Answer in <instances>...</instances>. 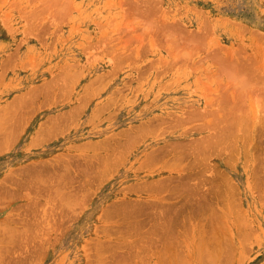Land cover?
Returning <instances> with one entry per match:
<instances>
[{
    "label": "rangeland",
    "instance_id": "1",
    "mask_svg": "<svg viewBox=\"0 0 264 264\" xmlns=\"http://www.w3.org/2000/svg\"><path fill=\"white\" fill-rule=\"evenodd\" d=\"M263 83L264 0H0V264H264Z\"/></svg>",
    "mask_w": 264,
    "mask_h": 264
},
{
    "label": "crops",
    "instance_id": "2",
    "mask_svg": "<svg viewBox=\"0 0 264 264\" xmlns=\"http://www.w3.org/2000/svg\"><path fill=\"white\" fill-rule=\"evenodd\" d=\"M164 181L166 182V183H168V184H165L164 183ZM154 183V184H153ZM166 185V186H165ZM148 186L151 188H153V189H158V190H162V191H166V189L169 191L170 190V188H171V190L170 191H172V189H173V191L175 190V187H171V178L170 177H167V178H161V179H159V180H157V181H151V182H149V184H148ZM168 186V187H167ZM170 187V188H169ZM169 191V192H170ZM170 192V193H174V192ZM160 201H162V200H159V199H156L155 197L154 198H151V199H149V200H146V201H136V204H137V208L138 209H141V210H148V209H151V208H153L154 207V204H156L157 202H160ZM126 202H128V201H126Z\"/></svg>",
    "mask_w": 264,
    "mask_h": 264
},
{
    "label": "bare ground",
    "instance_id": "3",
    "mask_svg": "<svg viewBox=\"0 0 264 264\" xmlns=\"http://www.w3.org/2000/svg\"><path fill=\"white\" fill-rule=\"evenodd\" d=\"M223 66H224V65H223ZM226 69H227V68H226ZM245 71H246V70H245ZM253 72H254V71H253ZM240 73H241V72H240ZM238 75H239V74H238ZM73 76H74V75H73ZM73 76H72V77H73ZM252 76H253V75H252ZM234 78H235V77H234ZM247 78H248V77H247ZM249 78H250V77H249ZM257 80H258V79H257ZM69 81H70V80H69ZM95 81H96V80H95ZM246 81H247V80H246ZM246 81H245V82H246ZM259 81H260V80H259ZM263 84H264V83H263ZM241 87H242V86H241ZM256 88H257V87H256ZM248 89H249V88H248ZM29 90H30V89H29ZM261 90H262V89H261ZM255 91H256V90H255ZM22 99H23V98H22ZM20 105H21V104H20ZM226 113H227V112H226ZM226 116H227V115H226ZM92 118H93V117H92ZM237 119H238V118H237ZM258 119H259V118H258ZM262 119H263V118H262ZM263 120H264V119H263ZM236 121H237V120H236ZM255 121H256V120H255ZM256 122H257V121H256ZM261 122H262V121H261ZM236 123H237V122H236ZM240 123H241V122H240ZM233 125H234V124H233ZM236 125H237V124H236ZM230 126H231V125H230ZM240 126H241V125H240ZM234 129H235V128H234ZM225 130H226V129H225ZM235 130H236V129H235ZM229 132H230V131H229ZM212 133H213V132H212ZM231 133H232V132H231ZM242 136H243V135H242ZM244 136H245V135H244ZM250 136H251V135H250ZM140 137H141V136H140ZM211 138H212V137H211ZM32 139H33V138H32ZM250 140H251V138H250ZM85 144H86V143H85ZM97 144H98V143H97ZM89 146H90V145H89ZM93 146H94V145H93ZM78 148H79V147H78ZM81 149H82V148H81ZM195 152H196V151H195ZM98 159H99V158H98ZM104 160H105V159H104ZM100 162H101V161H100ZM121 163H122V162H121ZM109 168H110V167H109ZM105 169H106V168H105ZM39 171H40V170H39ZM217 176H218V175H217ZM220 176H224V175H220ZM226 177H227V175H226ZM101 179H102V178H101ZM223 179H224V178H223ZM226 179H227V178H226ZM226 179H225V180H226ZM41 180H42V179H41ZM218 180H219V178H218ZM101 181H102V180H101ZM229 181H230V180H229ZM166 182H167V181H166ZM166 182L164 181L165 184H168V183H169V182H168V183H166ZM213 182H214V181H213ZM215 183H216V182H215ZM153 184H154V183H153ZM184 184H186V183H184ZM219 184H220V183H219ZM101 185H102V184H101ZM165 186H166V185H165ZM179 186H180V184H179ZM167 187H168V186H167ZM171 187L173 188L174 186H171ZM175 187H176V186H175ZM214 187H215V186H214ZM228 187H230V186H228ZM228 187H227V188H228ZM151 188H152V187H151ZM169 188H170V187H169ZM176 188H177V187H176ZM181 188H182V186H181ZM216 188H217V187H216ZM218 189H219V188H218ZM170 190H171V188H170ZM166 191H167V189H166ZM172 191H173V190H172ZM172 191H171V192H172ZM174 191H176V190H174ZM174 191H173V192H174ZM214 191H215V190H214ZM55 193H56V192H55ZM55 196H56V195H55ZM208 207L210 208L209 205H208ZM211 209H212V208H211ZM174 212H175V211H174ZM178 212H179V211H178ZM173 215H174V214H173ZM175 215H176V214H175ZM175 215H174V216H175ZM171 216H172V215H171ZM175 217H176V216H175ZM216 217H217V216H216ZM129 218H130V217H129ZM167 227H168V226H167ZM161 229H162V228H161ZM166 229H167V228H166ZM158 231H160V230L158 229ZM169 231H170V230H169ZM151 232H152V231H151ZM164 232H165V231H164ZM170 232H171V231H170ZM170 232H169V233H170ZM173 233H174V232H173ZM152 234H153V233H152ZM170 234H171V233H170ZM156 235H157V234H156ZM164 235H165V234H164ZM168 235H169V234H168ZM172 235H173V234H172ZM167 239H168V238H167ZM168 240H169V239H168ZM146 245H147V244H146ZM142 248H143V247H142ZM145 248H146V247H145ZM147 249H148V248H147ZM149 249H150V248H149ZM164 250H165V249H164ZM174 262H175V261H174Z\"/></svg>",
    "mask_w": 264,
    "mask_h": 264
}]
</instances>
